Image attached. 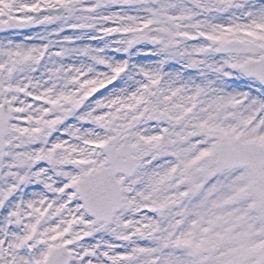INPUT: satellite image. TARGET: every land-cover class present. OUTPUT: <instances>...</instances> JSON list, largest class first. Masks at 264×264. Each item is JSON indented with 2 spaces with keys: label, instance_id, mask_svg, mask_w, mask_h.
I'll return each mask as SVG.
<instances>
[{
  "label": "snow or ice",
  "instance_id": "snow-or-ice-1",
  "mask_svg": "<svg viewBox=\"0 0 264 264\" xmlns=\"http://www.w3.org/2000/svg\"><path fill=\"white\" fill-rule=\"evenodd\" d=\"M0 264H264V0H0Z\"/></svg>",
  "mask_w": 264,
  "mask_h": 264
}]
</instances>
